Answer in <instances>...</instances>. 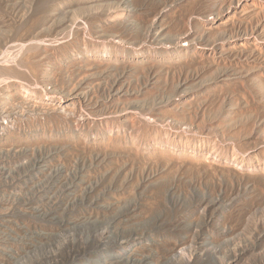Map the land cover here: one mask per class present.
Here are the masks:
<instances>
[{
	"label": "rangeland",
	"instance_id": "rangeland-1",
	"mask_svg": "<svg viewBox=\"0 0 264 264\" xmlns=\"http://www.w3.org/2000/svg\"><path fill=\"white\" fill-rule=\"evenodd\" d=\"M0 264H264V0H0Z\"/></svg>",
	"mask_w": 264,
	"mask_h": 264
}]
</instances>
